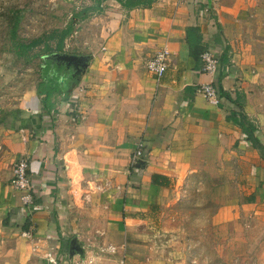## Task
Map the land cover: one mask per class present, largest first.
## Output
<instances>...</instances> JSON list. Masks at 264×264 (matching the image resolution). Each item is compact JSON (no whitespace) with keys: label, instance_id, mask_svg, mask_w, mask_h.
<instances>
[{"label":"crops","instance_id":"obj_1","mask_svg":"<svg viewBox=\"0 0 264 264\" xmlns=\"http://www.w3.org/2000/svg\"><path fill=\"white\" fill-rule=\"evenodd\" d=\"M81 1L90 7L72 18L96 9L95 37L80 52L67 41L74 32L61 49L60 38L49 46L90 57L80 80L44 55V74L22 105L0 109V128L36 186L27 205L13 174L0 176V264H144L140 228L148 232L195 190L224 196L213 225L241 213L264 223V153L230 102L201 92L214 83L239 99L264 146V0ZM192 29L200 53L224 59L217 74L191 53ZM164 46L171 57L159 79L146 64ZM138 149L144 154L135 157Z\"/></svg>","mask_w":264,"mask_h":264},{"label":"rangeland","instance_id":"obj_2","mask_svg":"<svg viewBox=\"0 0 264 264\" xmlns=\"http://www.w3.org/2000/svg\"><path fill=\"white\" fill-rule=\"evenodd\" d=\"M87 4L90 2L81 0H0L1 111L22 105L23 98L36 87L44 74L43 56L50 53L47 46H56L71 20L75 31L67 39L70 50H85L101 22L96 9L89 11L87 19L72 18L89 8ZM33 41L38 45L26 54L18 51L21 43ZM10 138L0 128V176L13 174V180L15 165L22 159L13 153ZM205 192L192 191L178 205L168 206L148 232L140 228L135 244L148 255L144 264H264V223L252 218L253 214L241 213L235 223L213 225L211 214L218 211L224 196Z\"/></svg>","mask_w":264,"mask_h":264},{"label":"built area","instance_id":"obj_3","mask_svg":"<svg viewBox=\"0 0 264 264\" xmlns=\"http://www.w3.org/2000/svg\"><path fill=\"white\" fill-rule=\"evenodd\" d=\"M171 50L168 46L161 48L150 60L147 61L146 69L157 78H162L169 67ZM203 70L215 75L220 72L222 62L221 57L212 50H204L201 54ZM201 92L207 100L214 104H220L217 89L214 83L205 84L201 87ZM142 146V144H140ZM144 153L138 149L135 157L142 156ZM30 163L27 159L20 160L14 168V178L12 185L19 191L24 192L23 200L25 204H33V192L36 189L33 178L29 174ZM56 263L54 260H51Z\"/></svg>","mask_w":264,"mask_h":264},{"label":"trees","instance_id":"obj_4","mask_svg":"<svg viewBox=\"0 0 264 264\" xmlns=\"http://www.w3.org/2000/svg\"><path fill=\"white\" fill-rule=\"evenodd\" d=\"M121 1V0H120ZM155 0H123V5L126 7H137V6H151L153 4ZM99 4L102 2V0H98L97 1ZM18 23H19V19L17 18L16 20V24L14 27V33L16 35V31L18 29ZM195 30H189L188 33V42L189 45L191 47V53L196 57V58H201V54L197 49V43H198V39L194 38L195 42L192 40L191 38V32L193 34ZM74 32V22L71 21L70 24L68 25V27L64 30L61 31V35H60V39H59V43H58V49H61L63 46V43L65 41V39L70 36L72 33ZM38 45L37 41H33L30 44H20L18 46V51H22L23 53L26 54L25 51H27L28 49L35 47ZM47 50L50 53H53L54 50H52L49 45L47 46ZM222 65L224 64V59H221ZM43 87V86H42ZM215 87L217 89L218 92V96H219V100H220V105H226L227 103H231L230 106H227L229 108V113L232 117H234L235 119H237L240 122V125L242 126L243 131L246 133L247 135V139L249 140V142H251V144L256 147L259 148L263 153H264V146L260 143L259 137H258V133H259V129L258 127L255 125V123L250 120L249 116H247L243 110H242V104L240 103L239 99H234L232 98V95L223 90V88L221 86H219L218 84H215ZM39 91H41V88H39ZM49 92V91H48ZM50 98V97H49ZM48 97L47 99L45 98V104L46 107L49 105L48 102ZM11 222L9 220V218H7L5 220V225H9ZM26 229H28V223L24 226Z\"/></svg>","mask_w":264,"mask_h":264},{"label":"water","instance_id":"obj_5","mask_svg":"<svg viewBox=\"0 0 264 264\" xmlns=\"http://www.w3.org/2000/svg\"><path fill=\"white\" fill-rule=\"evenodd\" d=\"M44 59H52L57 61L59 66L64 65L66 69L73 70V79L75 81L80 80L82 74L87 70L89 67V60L90 57L86 55H70V54H63L59 52H55L52 54H48L44 56ZM81 249L80 244L77 242H73L72 250L79 251Z\"/></svg>","mask_w":264,"mask_h":264}]
</instances>
